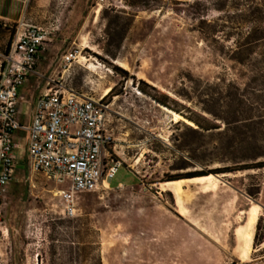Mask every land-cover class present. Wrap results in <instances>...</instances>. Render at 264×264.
Instances as JSON below:
<instances>
[{
	"label": "rangeland",
	"instance_id": "rangeland-1",
	"mask_svg": "<svg viewBox=\"0 0 264 264\" xmlns=\"http://www.w3.org/2000/svg\"><path fill=\"white\" fill-rule=\"evenodd\" d=\"M46 1L54 14L44 26L52 28L50 38L56 34L50 42L55 46L46 50L56 59L52 71L40 69L96 98L111 87L104 102L113 151L123 163L112 179L115 188L79 194L76 215L68 217L62 187L31 170L18 139L15 154L22 163L0 201V264H264V243L256 246L264 237V168L223 177L254 197L224 213L228 223L216 227L217 240L181 219L175 193L161 187L191 171L264 160V141L249 136L264 120V69L230 58L235 26L246 32L251 25V0ZM68 50L78 58L63 68L60 58ZM40 90L33 79L21 95L33 100ZM154 97L217 127L188 124ZM19 108L27 120L22 98ZM119 183L126 186L117 188ZM189 187L184 185L181 200L199 205L200 193ZM205 202L216 211L213 199ZM255 204L260 215L251 252L243 257L236 228Z\"/></svg>",
	"mask_w": 264,
	"mask_h": 264
},
{
	"label": "built area",
	"instance_id": "built-area-1",
	"mask_svg": "<svg viewBox=\"0 0 264 264\" xmlns=\"http://www.w3.org/2000/svg\"><path fill=\"white\" fill-rule=\"evenodd\" d=\"M51 33L50 27L21 22L12 41L0 49V201L22 161L15 151L23 139L31 170L62 187L64 215L73 217L79 194L109 189L123 161L112 150L115 139L104 95L90 96L40 69L41 50ZM77 58V51L68 50L60 66ZM33 79L46 87L30 102L21 89ZM21 98L28 103L27 120L20 118Z\"/></svg>",
	"mask_w": 264,
	"mask_h": 264
},
{
	"label": "crops",
	"instance_id": "crops-1",
	"mask_svg": "<svg viewBox=\"0 0 264 264\" xmlns=\"http://www.w3.org/2000/svg\"><path fill=\"white\" fill-rule=\"evenodd\" d=\"M63 1L65 0H59L60 5L63 4ZM47 2L48 1L46 0H0V45L5 44L6 46L12 41V39L14 38L16 34V33L12 34V31H11V27H13L14 25L18 27L21 24V22H25V21L35 22V23H38V25H46V23H48L47 20L53 19L51 16L54 14L53 10H51V7L49 6ZM86 2L88 3V0H86ZM60 5L58 6L59 9H63V6H61L60 8ZM61 18L62 16H58V19H61ZM83 19H84V14H81V21H83ZM55 37H56V34L53 33V36L50 38V41L46 42L40 54L39 66L43 70H45V72L47 73L51 70V67L56 57L53 56L52 54L53 51L51 49L46 50V48H47V45L50 44L51 40L55 39ZM50 45L52 47L55 46L54 43H51ZM45 87L46 85L44 86V88L40 87L41 88L40 92H42L45 89ZM103 95L105 96L106 93H104ZM22 96L24 97V99H26L25 95L22 94ZM33 100H27V101L32 102ZM108 119H109V115H108ZM109 128L112 130V128L110 127V121H109ZM112 150H114V147H112ZM21 163L22 161L20 162V164ZM223 181H224L223 178L220 179V181H218V187H217V190L215 191H205L196 184L188 183L190 184L189 188L192 192L200 193V196H198V198L201 199V202L199 205H197L199 202L196 200L190 202V201L183 200V199L179 200L177 198V202H176V196L174 194L175 205H176L175 207L181 216L180 218L183 220H186L193 226H196L202 232H204L205 234H208V236H210V238L214 240H217V237L220 236V232L218 231V228L216 227L222 223L224 224L228 223L226 219L224 218L225 216L224 213L226 211L230 212L235 205H238L241 201L244 200V198H248L249 196V194H247L243 189L239 188L238 186L233 185L230 182H228L229 184H227ZM124 186L126 185H124L123 183H119L116 187L121 188ZM197 187L199 190L197 189ZM110 188H115V187H113V185L111 184ZM165 191H172L173 193H175L171 189H168V190L165 189ZM209 199L210 200L213 199L215 201L214 206L216 207V211H213L207 208L209 207V205L205 201ZM198 207L199 208L201 207V210L199 213L196 210ZM204 208H207V209L204 210ZM248 208L246 209V211L248 210ZM182 209L185 210V213L182 212ZM231 221L232 223H236L234 217H232ZM236 227L237 225H235V228Z\"/></svg>",
	"mask_w": 264,
	"mask_h": 264
},
{
	"label": "trees",
	"instance_id": "trees-1",
	"mask_svg": "<svg viewBox=\"0 0 264 264\" xmlns=\"http://www.w3.org/2000/svg\"><path fill=\"white\" fill-rule=\"evenodd\" d=\"M248 10L250 13V17L248 21L251 25H249L246 32H242L239 29V25L235 26V29L238 30L236 32L234 46L230 48L231 51V59L240 63L241 65L249 67L251 70L255 69H264V0H251V3H248ZM118 69H120L118 67ZM121 71L125 72V69H120ZM159 103L173 109L169 104L168 100L160 99L154 97ZM179 113L180 110L173 109ZM187 118L193 120L199 127L209 130L211 128L217 127L212 126L208 127L202 125L197 121L195 118L186 116ZM253 120V118H250ZM254 126V133L249 135L250 137L260 139L264 141V120L255 122ZM247 137V136H246ZM241 139H245L241 137ZM257 168H264V160L255 161L253 163H245L240 167H233L230 165H225L221 167H216L208 170H200V171H191L186 175H176L177 177L169 178L172 179H179L184 177H193L197 175H205L208 173H225V172H235L237 170H245V169H257ZM249 195L254 197V193L248 191ZM259 223L257 225V232L255 238L259 236ZM264 243V237L258 238V248ZM261 250V249H260Z\"/></svg>",
	"mask_w": 264,
	"mask_h": 264
},
{
	"label": "bare ground",
	"instance_id": "bare-ground-1",
	"mask_svg": "<svg viewBox=\"0 0 264 264\" xmlns=\"http://www.w3.org/2000/svg\"><path fill=\"white\" fill-rule=\"evenodd\" d=\"M84 58H87V57H84ZM115 61L117 63V60ZM110 91H111V87H107L105 90V93L108 94ZM160 106L164 110L172 114L173 116L184 120L188 124L194 123L191 119L183 116L181 113L173 109H170L169 107L163 104H160ZM230 175H234V174L231 172H225V173H219V174L208 173L205 175H197L193 177H184V178L172 179V180L166 179L165 181L161 183L162 185L161 187L166 190L168 189L173 190L177 198L180 200L183 194V185L188 184V183L196 184L205 191H215L217 190V187H218V181H220V179H222L224 176H230ZM259 207L260 206L258 204L250 206L247 211V214H248L247 219L236 228V235L240 241L239 247H240L241 255L243 257H247L252 249L255 227H256V224H257V221L260 215ZM182 212L184 213L185 210L182 209Z\"/></svg>",
	"mask_w": 264,
	"mask_h": 264
},
{
	"label": "water",
	"instance_id": "water-1",
	"mask_svg": "<svg viewBox=\"0 0 264 264\" xmlns=\"http://www.w3.org/2000/svg\"><path fill=\"white\" fill-rule=\"evenodd\" d=\"M214 174H217V173H214Z\"/></svg>",
	"mask_w": 264,
	"mask_h": 264
}]
</instances>
